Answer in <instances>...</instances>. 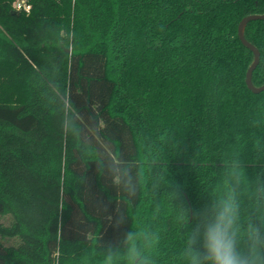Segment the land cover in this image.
<instances>
[{
	"label": "trees",
	"instance_id": "1",
	"mask_svg": "<svg viewBox=\"0 0 264 264\" xmlns=\"http://www.w3.org/2000/svg\"><path fill=\"white\" fill-rule=\"evenodd\" d=\"M29 2L0 0V264H129V234L136 264H192L229 185L264 237V92L238 36L264 0ZM245 37L261 87L264 21Z\"/></svg>",
	"mask_w": 264,
	"mask_h": 264
},
{
	"label": "clouds",
	"instance_id": "2",
	"mask_svg": "<svg viewBox=\"0 0 264 264\" xmlns=\"http://www.w3.org/2000/svg\"><path fill=\"white\" fill-rule=\"evenodd\" d=\"M232 175L238 183L239 173L234 170ZM258 191L264 194V184ZM243 236L247 237L246 250L240 247ZM127 240L130 242L129 264H136L140 252L135 237L129 234ZM196 242H200L201 250L192 256V264H264V252H261L264 237L261 236L260 229L251 223L242 233L240 204L236 190L231 185L196 226L191 243ZM140 264L145 262L140 261Z\"/></svg>",
	"mask_w": 264,
	"mask_h": 264
},
{
	"label": "water",
	"instance_id": "3",
	"mask_svg": "<svg viewBox=\"0 0 264 264\" xmlns=\"http://www.w3.org/2000/svg\"><path fill=\"white\" fill-rule=\"evenodd\" d=\"M13 14H15V12H13ZM258 20L264 21V14L263 15H250V16L245 17L241 21L239 28H238V36H239V39L241 40L242 44L246 48H248L251 52H253V54H254V61H253L252 65L250 66V68L247 72V75H246V85L249 88V90H251L254 94H260V93L264 92V85L261 87H256L253 84V74H254V71L257 69V67L260 64L261 52L256 46H254L252 43H250L246 39L245 31H246L247 25L250 22L258 21ZM187 200H188V198H187ZM188 202H189V200H188ZM189 204H190V202H189Z\"/></svg>",
	"mask_w": 264,
	"mask_h": 264
},
{
	"label": "built area",
	"instance_id": "4",
	"mask_svg": "<svg viewBox=\"0 0 264 264\" xmlns=\"http://www.w3.org/2000/svg\"><path fill=\"white\" fill-rule=\"evenodd\" d=\"M12 11L15 13H24L29 15L32 11V5L29 0H12Z\"/></svg>",
	"mask_w": 264,
	"mask_h": 264
},
{
	"label": "rangeland",
	"instance_id": "5",
	"mask_svg": "<svg viewBox=\"0 0 264 264\" xmlns=\"http://www.w3.org/2000/svg\"><path fill=\"white\" fill-rule=\"evenodd\" d=\"M0 212H1V208H0ZM0 222L4 223V224H8L9 223V217H4V216H0ZM53 249H55V246H52ZM4 251L2 250V248H0V253H3Z\"/></svg>",
	"mask_w": 264,
	"mask_h": 264
}]
</instances>
